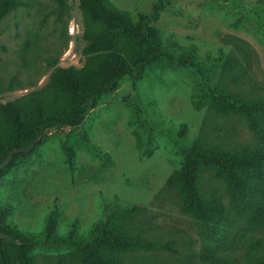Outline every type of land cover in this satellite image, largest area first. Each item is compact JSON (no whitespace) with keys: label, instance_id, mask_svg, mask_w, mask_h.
I'll use <instances>...</instances> for the list:
<instances>
[{"label":"rangeland","instance_id":"1","mask_svg":"<svg viewBox=\"0 0 264 264\" xmlns=\"http://www.w3.org/2000/svg\"><path fill=\"white\" fill-rule=\"evenodd\" d=\"M109 1L137 21L157 0ZM152 26L167 48L194 47L200 61L212 64L213 83L245 98L264 95L260 0H171ZM85 29L80 0L65 7L20 0L0 22V104L45 89L58 65L82 68ZM241 45L249 63L226 68L221 59H241ZM182 125L186 137L179 134ZM197 140L226 148L264 145L240 112L211 106L197 73L159 61L139 81L125 76L80 125L51 128L34 152L13 162L0 176L6 221L15 234L34 240L26 253L35 264H87L82 244L110 228L171 245L119 253L126 264H208L211 257L256 264L264 257V178L238 191L215 170L204 171L200 190L225 206L216 222L204 223L169 182ZM255 239L263 240L251 252ZM5 249L16 264V251Z\"/></svg>","mask_w":264,"mask_h":264},{"label":"trees","instance_id":"2","mask_svg":"<svg viewBox=\"0 0 264 264\" xmlns=\"http://www.w3.org/2000/svg\"><path fill=\"white\" fill-rule=\"evenodd\" d=\"M55 1L65 7L68 0ZM260 1L264 3V0ZM170 3L171 0H157L150 14H141L137 21H133L128 12L119 10L109 0H80L86 24V63L82 68L58 65L45 89L0 104V162L12 149L26 148L35 142L29 152L15 154V159L0 171V176L12 167L15 160L24 159L34 152L51 128L80 125L88 111L103 96L112 93L125 76L139 81L145 77L147 69L159 61L192 69L199 75V86L208 93L212 107L227 114L240 112L246 117L250 129L264 137V95L245 98L213 83L212 64L200 61L194 47H166L161 31L155 29L152 23L160 19ZM18 5L20 0H0V22ZM239 48L243 53L241 59L236 55L221 59L226 68L249 63L248 49L244 45ZM187 130V126L182 125L180 136L186 137ZM230 146L226 148L220 144L195 141L186 149L180 168L169 178V182L181 190L186 205L194 209L197 217L206 224L216 222L225 206L222 198L215 196L207 199L200 190L199 181L204 171L215 170L238 191H246L254 181L264 178V145L232 143ZM8 211L10 209L6 205H0V231L15 235L21 243L2 239L0 264L15 262L5 246L16 251V264H35L26 253L34 240L17 235L10 229L6 221ZM262 240L251 241L249 250H256ZM162 248L171 250V245L167 240L149 238L146 233L110 228L90 243H83L80 252L87 264H126L119 258V253ZM208 262L240 264L214 257ZM256 264H264V257Z\"/></svg>","mask_w":264,"mask_h":264},{"label":"water","instance_id":"3","mask_svg":"<svg viewBox=\"0 0 264 264\" xmlns=\"http://www.w3.org/2000/svg\"><path fill=\"white\" fill-rule=\"evenodd\" d=\"M34 144H35V142L31 143V144H30L28 147H26V148H14V149H12V150L8 153L6 159H4V160H2V161L0 162V171H2L6 166H8V165L12 162V160L15 159V158H14V155H15V154H17V153H19V152H20V153H21V152H29V151L32 149V147L34 146ZM2 239H7V240L12 241V242H15V243H21V240L18 239L15 235H12V234H10V233H6V232H4V231H0V241H1Z\"/></svg>","mask_w":264,"mask_h":264}]
</instances>
